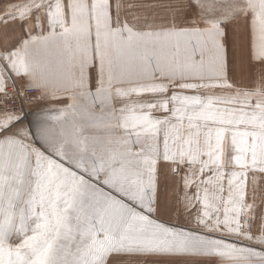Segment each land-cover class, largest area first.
I'll return each mask as SVG.
<instances>
[{
  "label": "snow or ice",
  "instance_id": "snow-or-ice-1",
  "mask_svg": "<svg viewBox=\"0 0 264 264\" xmlns=\"http://www.w3.org/2000/svg\"><path fill=\"white\" fill-rule=\"evenodd\" d=\"M0 264H264V0H0Z\"/></svg>",
  "mask_w": 264,
  "mask_h": 264
},
{
  "label": "crops",
  "instance_id": "crops-1",
  "mask_svg": "<svg viewBox=\"0 0 264 264\" xmlns=\"http://www.w3.org/2000/svg\"><path fill=\"white\" fill-rule=\"evenodd\" d=\"M30 109H31V107H30ZM27 111H29V112H30L29 108L27 109Z\"/></svg>",
  "mask_w": 264,
  "mask_h": 264
},
{
  "label": "rangeland",
  "instance_id": "rangeland-1",
  "mask_svg": "<svg viewBox=\"0 0 264 264\" xmlns=\"http://www.w3.org/2000/svg\"><path fill=\"white\" fill-rule=\"evenodd\" d=\"M30 107H31V106H28L29 110L31 111Z\"/></svg>",
  "mask_w": 264,
  "mask_h": 264
},
{
  "label": "built area",
  "instance_id": "built-area-1",
  "mask_svg": "<svg viewBox=\"0 0 264 264\" xmlns=\"http://www.w3.org/2000/svg\"><path fill=\"white\" fill-rule=\"evenodd\" d=\"M28 105L25 106V108L27 107ZM27 110V109H26Z\"/></svg>",
  "mask_w": 264,
  "mask_h": 264
},
{
  "label": "bare ground",
  "instance_id": "bare-ground-1",
  "mask_svg": "<svg viewBox=\"0 0 264 264\" xmlns=\"http://www.w3.org/2000/svg\"><path fill=\"white\" fill-rule=\"evenodd\" d=\"M26 109H28V106L26 107Z\"/></svg>",
  "mask_w": 264,
  "mask_h": 264
}]
</instances>
